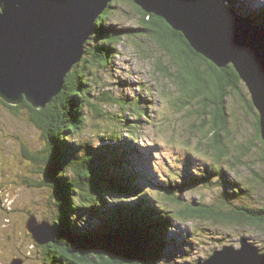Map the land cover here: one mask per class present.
Masks as SVG:
<instances>
[{
  "label": "trees",
  "instance_id": "obj_1",
  "mask_svg": "<svg viewBox=\"0 0 264 264\" xmlns=\"http://www.w3.org/2000/svg\"><path fill=\"white\" fill-rule=\"evenodd\" d=\"M113 3L96 20L95 31L84 45V55L67 74L63 89L43 110H34L25 101L12 106L0 100L14 117H18L22 108L28 109L30 122L42 132L47 145L43 164H49L51 171L48 174L41 167V172L46 175H42L44 180L38 184L50 188L51 199L55 200L52 204L56 213L50 224L55 226L57 237L54 243L40 246L44 264H157L163 259L167 247L181 246L175 243L171 237L173 233H170L176 221L264 226V207L254 209L237 205L247 193L236 182H231L233 193H221L216 205L201 200H179L178 194L186 187L212 186V172L218 175L222 168L214 169L213 166L208 170L204 167L180 182L171 177L159 183L149 180L132 161L145 159L142 155L149 149L139 151L141 148H136V142L140 141L139 128L130 129L126 121H120L116 130L108 131L107 139L104 135L99 137L103 145L98 151L88 142L78 140L86 124L85 116L93 110V118H103L87 93L92 84L89 76L93 74L94 66L88 56L92 53L101 56L98 67L106 69L110 55L122 39L147 36L174 69L170 73L158 61L157 72L171 83L177 81L185 92V99L174 101V109L180 114L193 104V100L197 101L202 113L199 128L203 137L207 132L215 134L207 147L210 152L214 151L213 156L221 158L228 154L226 148L222 150L225 145L220 133L226 129V98L234 96L255 125L253 140L249 146H239L240 154L251 152L258 142L259 159L264 162L258 114L232 66L218 69L195 53L183 36L173 31L164 20L146 14L135 5L141 15L139 26L118 27L112 23L115 17ZM250 14L244 16L264 24V6ZM146 93L149 95L150 91L146 90ZM96 99L107 102L105 98ZM208 107L210 111H207ZM206 113L211 115L209 121L203 117ZM143 116L146 118L141 114ZM134 120L140 121L138 118ZM121 129L126 130L128 139L118 133ZM27 157L38 161L35 156ZM220 182L226 184L223 180ZM146 185L148 190H144Z\"/></svg>",
  "mask_w": 264,
  "mask_h": 264
},
{
  "label": "rangeland",
  "instance_id": "obj_2",
  "mask_svg": "<svg viewBox=\"0 0 264 264\" xmlns=\"http://www.w3.org/2000/svg\"><path fill=\"white\" fill-rule=\"evenodd\" d=\"M113 2V24L118 27L139 26L141 15L132 1L133 4L128 0ZM227 5L244 16L263 8L264 0H227ZM88 59L94 66L93 74L89 76L92 84L87 93L103 118H93V110L85 116L86 124L78 140L88 142L98 151L103 145L99 137L104 135L107 139L108 131L116 130L120 121H126L130 129L139 128L137 135L140 141L136 142V148H141L139 151L149 149L148 154L144 151L142 155L145 159L132 161L136 169L153 182L159 183L170 177L180 182V179L204 167L208 170L213 166L214 169L222 168L218 175L212 172V186L186 187L178 194L179 199L184 202L201 200L216 205L221 193H233L231 182H236L247 193L237 205L244 204L254 209L264 207V162L259 159L258 142L255 149L247 154L241 155L239 149V146H249L250 140H253L254 121L236 97L226 98V129L220 133L225 145L222 150L226 148L228 154L217 158L213 156L214 151L207 149L215 134L207 132L203 137L200 131L202 113L197 101L193 100V104L181 110L180 114L174 109V101H181L186 95L177 81L171 83L161 72H157L158 61L170 73L174 69L151 37L122 39L110 55L106 69L98 67L101 56L92 53ZM146 90L150 91L149 95ZM96 98H105L107 102ZM210 110L208 107L207 111ZM30 115L28 109L22 108L18 117H14L0 104V264H4L11 254L12 260L20 259L22 264H44L41 247L26 232L25 224L30 216H34L38 223L43 220L51 223L56 213L50 188L38 184L44 180L42 175H46L41 172V167L48 174L51 170L49 164H43L47 145L42 132L30 122ZM210 116L207 113L203 115L207 121ZM136 118L140 121L136 122ZM125 132L121 129L118 133L128 139ZM30 155L38 161L29 159L27 156ZM147 187L144 190H148ZM170 233H173L171 237H174L175 243L181 246L167 247L163 259L157 264H196L225 246L239 248L240 237H246L254 246L264 248L263 225L176 221Z\"/></svg>",
  "mask_w": 264,
  "mask_h": 264
},
{
  "label": "water",
  "instance_id": "obj_3",
  "mask_svg": "<svg viewBox=\"0 0 264 264\" xmlns=\"http://www.w3.org/2000/svg\"><path fill=\"white\" fill-rule=\"evenodd\" d=\"M113 1L0 0V100L12 106L25 101L39 111L51 103L80 63L96 20ZM130 1L164 20L218 69L232 66L258 114L264 144V24L237 14L227 0ZM25 230L37 246L54 243L57 237L54 225L38 223L34 216ZM239 244L215 250L196 264H264L263 248L246 237H240Z\"/></svg>",
  "mask_w": 264,
  "mask_h": 264
},
{
  "label": "flooded vegetation",
  "instance_id": "obj_4",
  "mask_svg": "<svg viewBox=\"0 0 264 264\" xmlns=\"http://www.w3.org/2000/svg\"><path fill=\"white\" fill-rule=\"evenodd\" d=\"M263 181H264V178H263ZM12 255V254H11ZM10 255L9 259L4 261V264H10L11 261H12V256ZM8 262V263H7Z\"/></svg>",
  "mask_w": 264,
  "mask_h": 264
}]
</instances>
